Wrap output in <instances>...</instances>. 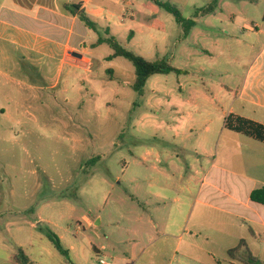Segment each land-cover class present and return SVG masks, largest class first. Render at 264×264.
Listing matches in <instances>:
<instances>
[{"label":"rangeland","instance_id":"1","mask_svg":"<svg viewBox=\"0 0 264 264\" xmlns=\"http://www.w3.org/2000/svg\"><path fill=\"white\" fill-rule=\"evenodd\" d=\"M130 1L137 10L144 9L137 21L155 28L152 34L147 29H134L136 39L130 45L129 31H125L118 38L120 44L148 61L168 60L189 74L150 80L141 96L131 88L135 68L129 61H106L112 52L107 45L90 49V42L105 37V32L99 30L87 44L93 56L90 72L72 69L73 75L68 77V67L59 88L41 92L30 102H24L28 96L19 92L25 87L0 75V107L19 116L0 118V264H16L19 248L32 264H73L71 256L67 258L56 250L40 230L42 227L58 235L66 250L76 247L83 263L100 264L93 248L106 246L99 258L119 264L117 258H125L130 249L120 240L126 226H135L136 212L145 208L156 215L152 211L155 206L139 198L150 190L148 185L136 186L131 181L142 174L155 175L153 167L160 165L158 160L175 176L168 182L170 191L181 187L189 190L182 194L181 204L169 203V209L180 206L175 222L186 221L193 233L195 229L206 235L207 247L218 259L228 260L225 248L238 246L232 239L240 233L239 221L196 202L213 162L202 151L208 135L200 128L208 116L217 140L223 132L220 147H215L220 160L226 157L227 147L233 150L229 154L243 153L237 141L247 140L239 133L223 130L230 115L224 107L229 103L227 93L221 87L242 84L248 68L259 58L261 48L253 50L249 38L242 35L244 31L257 32V26L263 23L264 0H160L176 6L186 19L216 4L215 12L197 22L186 42L184 29L174 16L151 0ZM110 69L114 75L108 72ZM27 78L28 82H43L34 72ZM158 86L163 92L156 89ZM207 87L213 88L207 95L218 102L197 99L196 129L179 145V126L188 128L189 124L183 120L181 112L185 109L177 100L189 97L193 90L201 96ZM7 92L11 101L6 99ZM221 97L225 102L222 105ZM258 167L236 161L233 168L249 170L261 178L254 174ZM85 217L93 226H88ZM176 228L173 232L178 234ZM258 231L262 234L263 230ZM261 238L264 240V235ZM160 245L157 242L151 246L146 257ZM145 246H140L139 255ZM206 263L214 264L209 256Z\"/></svg>","mask_w":264,"mask_h":264},{"label":"crops","instance_id":"2","mask_svg":"<svg viewBox=\"0 0 264 264\" xmlns=\"http://www.w3.org/2000/svg\"><path fill=\"white\" fill-rule=\"evenodd\" d=\"M143 11L142 7L137 10L134 2L130 0H0V75L6 77L9 82L14 81L25 87L19 92L28 96L24 98V102H30V98L37 97L41 92L59 88L62 85L63 73L68 67L71 68L68 77L73 75L72 69L90 72L93 68V56L87 44L96 32L87 28L81 21L79 16L81 12L87 14L100 31L105 32L109 29L110 34L117 39H120V35L125 31H129L130 45L136 39L134 29L137 27L141 30L147 29L152 34L155 28L153 25L146 26L137 21V17L142 15ZM207 16L199 14L187 20H194L195 26L192 29H195L198 26L197 22ZM256 29L255 33L244 31L242 36L249 38V45L253 50L257 47L261 48L260 56H257L258 60L248 68L242 84L232 87L222 86L221 90L227 93L226 101L229 103L224 107H227L228 115L232 114L264 125V20ZM183 32L186 42L193 30L187 34L185 30ZM97 41L90 42V49H94L92 46ZM113 54L112 50L105 58L106 61ZM117 60L118 58L108 62L114 63ZM10 72L20 74L15 76L9 74ZM32 72L39 77L40 82H43H28L27 77ZM108 72L114 75L112 69ZM188 74L187 72L179 76H188ZM163 76L168 75H156L150 80L162 79ZM159 81L157 80V83ZM195 85L199 86L198 83ZM156 89L163 92L159 86ZM212 91L213 88L207 87L206 93L200 96L198 91L193 90L190 91L189 97L177 100L185 109L181 112L183 120L189 124L188 128L179 126L176 133L180 139L179 145L187 141L196 129V116L199 114L197 99L214 102L215 100L207 95L208 92L212 94ZM10 96L7 92L6 99L9 101H11ZM168 97L171 100L173 98L169 95ZM222 103L225 102L221 97L220 104ZM13 116L19 117L18 113L0 107V118L10 119ZM209 116L212 117L210 114ZM201 125L200 129L208 135L203 141L207 143V146H203L202 151L204 156L213 159V162L206 172L204 178L206 184L199 190L196 202L203 208L216 209L228 216H234L239 221L237 227L240 233L233 236L232 241L238 246L242 241L245 242L251 255L264 263V247H258V244L264 246V240L261 238L264 235V204L252 200L254 192L264 189V143L240 134L247 140L237 141L243 153L229 154L233 150L227 147L225 148L226 157L220 160L219 151L215 149L220 147L223 132L221 131L217 140L212 129V120L208 116ZM226 129V127L223 128V130ZM176 138L173 137L174 140ZM232 141L233 139L228 140V142ZM142 157L141 161L145 163V156L142 155ZM236 161L248 167L259 166L258 169L255 168L254 174L261 178H257L249 170L248 172L235 170L233 167ZM142 162L141 164L144 165ZM158 162L160 165L153 167L155 175L142 174L131 181L136 186L148 185L150 190L141 193L139 198L145 200L150 207L155 206L152 211L156 215L150 214L149 209L137 210L134 216L135 226L129 225L124 228L125 233L120 243L129 246L130 249L126 252L125 258H117L119 264H207L208 256L212 258L214 264L222 260L229 263L230 258L218 259L216 254L207 247L208 237L202 236L200 230L194 229L195 233H193L186 221L175 222L174 215L180 213V206L169 209V203L181 204L182 194L189 190L181 187L176 192L170 191L168 182H172L175 176L170 175L168 170L161 166L160 160ZM84 221L89 227L93 226L89 218L85 217ZM240 221H243V224H240ZM175 226L178 234L173 232ZM258 230H263L262 234ZM202 240H204L203 243ZM157 242L161 245L146 257L151 246ZM140 246H145L142 255H139ZM230 247L232 246L225 248L227 255L231 250ZM93 249L100 260L102 251L107 247L103 246L99 249L94 246ZM69 253L73 264H86L79 258L76 247L72 246ZM147 258L151 259V262L145 261ZM111 261L115 260L111 259ZM233 264H246L243 253L233 261Z\"/></svg>","mask_w":264,"mask_h":264},{"label":"trees","instance_id":"3","mask_svg":"<svg viewBox=\"0 0 264 264\" xmlns=\"http://www.w3.org/2000/svg\"><path fill=\"white\" fill-rule=\"evenodd\" d=\"M157 6L164 9L167 13L174 16L177 23L185 30L186 34L195 26V22L192 20H187L183 17L179 9L171 4L163 3L160 0H151ZM216 4L213 3L206 9H201L196 15H209L215 12ZM81 21L86 25L90 30L98 33L99 28L95 22H93L87 14L84 12L80 13ZM132 36V35H131ZM131 38V37H130ZM108 45L113 51L114 54L108 58V61H114L117 58H124L129 61L135 68V82L132 85V90L137 94L143 96L145 93V88L147 82L156 75H184L187 72L177 69L170 64L168 60H162L157 62L148 61L146 58L139 56L132 51L126 49L124 46L120 44L118 39L110 34L109 29L105 31V37L100 36L98 41L92 46V48H98L102 45ZM226 128L232 132H236L239 134H243L247 137L253 138L256 141L264 143V125L255 123L253 121L230 115ZM95 161L92 160L91 163ZM252 200L257 203L264 204V190L256 191L252 194ZM43 233L46 234L49 241L53 244L56 250L63 256L69 258L70 253L66 250L62 244V240L56 235L50 228L42 227L40 229ZM243 253L246 258V264H264L258 259L254 258L248 248L246 247L245 242H241V244L229 251L228 255L231 261H235L238 256ZM16 264H32L28 255L24 252L23 249L19 248L15 257Z\"/></svg>","mask_w":264,"mask_h":264},{"label":"built area","instance_id":"4","mask_svg":"<svg viewBox=\"0 0 264 264\" xmlns=\"http://www.w3.org/2000/svg\"><path fill=\"white\" fill-rule=\"evenodd\" d=\"M99 261H100V264H107L106 260L100 259Z\"/></svg>","mask_w":264,"mask_h":264}]
</instances>
